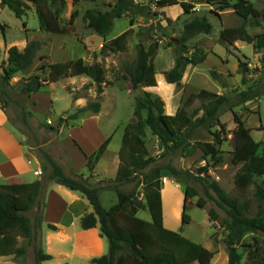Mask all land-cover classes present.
<instances>
[{"label": "rangeland", "instance_id": "rangeland-1", "mask_svg": "<svg viewBox=\"0 0 264 264\" xmlns=\"http://www.w3.org/2000/svg\"><path fill=\"white\" fill-rule=\"evenodd\" d=\"M22 1L29 5V9L21 18H17L10 9L0 3V45L2 46L0 66L5 65L10 47L16 46L23 50L28 41H40L42 48L37 53L32 66L15 74L6 84L2 83L3 69L0 68V94L5 92V98L8 101L6 105L0 102V109L7 114L9 125L16 132L18 140L30 153L34 154L41 166L40 149L48 152L68 175L75 174L74 166L79 170L77 175L88 178L93 187L102 188L100 200L103 207L108 209L118 202L115 190L107 186L115 185L114 180L119 168L118 152L122 144L124 128L135 120L134 111L138 98L143 97L147 92L153 97H160L165 104V113L175 115L191 94L203 89L234 98L239 92L253 87L260 96L233 110L244 123L246 133L240 132L238 124L234 121L233 112H226L220 117V122L225 124L224 142L219 146V149L224 152V162L217 167L212 165L214 157H204L199 148H196L189 156L180 153L164 155L162 144L148 128L144 137L149 155L157 159L154 165H172L179 170H188L196 176L200 168L212 166L209 168L211 179L217 181L229 195H237L235 175L240 166L232 163V153L238 152L240 148L258 155L264 153V129L262 130L264 127V65L262 64V53L257 52L253 45L244 41H237L232 45L221 44L220 34L225 28L242 26H245L251 35L263 33V18L260 20V26H256L252 19L245 24L244 19L238 16L233 9L219 11L217 0H178L193 3L195 8L190 14L184 13L180 4L158 8L156 4L158 0H135L141 5H150L152 12L156 15L143 17L125 14L114 21L111 33L103 37L88 28L83 15L90 9L108 11L115 0H81L76 7L72 1L66 3L61 25L71 31L68 34L59 35L41 28L40 12L45 15L50 13L45 3L38 5L28 0ZM249 1L254 4L255 8L264 11V0ZM75 9L79 11V16L70 26L71 14ZM194 18H206L212 25V31L208 35L201 34L193 38L187 45L185 56H191L198 47L203 48L207 53V58L197 66L188 65L179 84H169L166 72L174 67L178 57V45L177 43L175 45L173 40L181 37L184 24ZM132 20L133 26H131ZM148 27H153L149 35H138L140 30ZM131 28L135 30V33L130 39L127 51L112 52L105 49L104 45L108 41ZM161 28H164L166 36L162 34ZM153 39L159 41L158 53L154 59L157 86H141L134 89L129 70L136 66L137 46L142 43L148 47ZM41 56L48 57L45 60L47 63H65L79 58H82L86 64L100 63L106 70L104 92L99 97L94 81L87 76H78L64 78L43 88L37 94L34 93L35 95L32 94L25 98L20 92L22 85L36 72L41 64ZM239 61L246 63L249 69L245 85L242 83V76L238 74ZM213 73H216L219 79L214 78ZM224 83L226 87H223ZM98 101L101 103L99 113L85 112L75 120L69 118L79 109ZM200 106V101H196L190 111ZM143 114L145 116L146 112L144 111ZM60 118L64 121L59 127V132L50 130L51 127L57 128ZM212 130L219 131L220 127L216 126ZM100 136H112L113 140L103 160L97 163L93 173L90 174L87 167H84L86 161L84 155L73 141L75 140L87 155L89 148L87 149L84 143L89 144V147H94ZM198 138L213 142V137L208 131H201ZM162 180L164 226L217 252L213 264H229L225 243L226 232L223 228L226 213L217 206L215 201L207 198L202 182L192 178H183L181 182H177L172 176L164 177ZM256 182L264 183V177L257 178ZM185 186L194 188L198 192V196L188 200L186 205L184 204ZM46 189L40 195L34 208L26 213L35 229V239L31 243L19 237V246L27 247L26 256L21 258L0 257V264H36L34 248L42 247L44 250V232L47 230L44 220ZM119 189L134 193L138 200L145 203L142 183H126L120 185ZM200 199L207 202L204 209L197 206ZM38 207L41 208V212L43 211V223L40 228H36L37 216L40 214ZM90 209L92 211L91 207ZM211 209L215 210L219 216L216 221H211L209 218ZM254 210H256V205H254ZM184 212L190 216V224L182 223ZM138 216L147 221L151 220L147 209L139 210ZM250 241L252 242L251 237H248L247 242ZM240 251L243 254L240 264H248L247 252L242 249Z\"/></svg>", "mask_w": 264, "mask_h": 264}, {"label": "trees", "instance_id": "trees-1", "mask_svg": "<svg viewBox=\"0 0 264 264\" xmlns=\"http://www.w3.org/2000/svg\"><path fill=\"white\" fill-rule=\"evenodd\" d=\"M3 5L10 9L17 18L25 15L29 5L22 0H0ZM41 5L45 3L50 10L49 15L40 12L41 28L53 34H68L71 29L62 26V14L66 7L65 0H28ZM81 0H73L76 7ZM219 11L233 9L235 13L244 19L246 24L252 19L256 26H260V20L264 19V11L255 8L249 0H217ZM158 8L181 5L184 13L190 14L195 8L191 2L178 0H158ZM51 14V15H50ZM125 14L148 17L156 15L150 5H141L135 0H115L108 11L90 9L83 15V20L89 29L100 36H107L114 27V21L122 18ZM79 16L75 9L69 21L70 26ZM170 21V20H168ZM134 22L131 21V26ZM153 27L140 30L138 35H149ZM212 31V25L206 18H194L186 22L180 38H175L177 43L178 57L174 67L166 72L169 84H179L184 76L188 65L197 66L207 58L203 48H196L191 56H185L188 43L195 37ZM162 34L167 35L164 28ZM135 33L134 29H128L119 36L108 41L104 47L112 52H125L128 49L130 39ZM237 41H244L253 45L254 49L262 53L264 65V32L251 35L242 26L240 28H225L221 31L220 42L230 45ZM40 41H30L23 50L16 46L8 50V57L3 69L2 83L9 82L15 74L30 68L41 50ZM159 49V41L152 40L148 47L142 43L137 46L136 66L129 70L131 83L134 89L139 87L157 86L156 69L154 59ZM1 55V48H0ZM48 57L41 56V64L36 72L24 81L21 95L25 98L40 92L50 84L64 78L87 76L97 85L98 96L104 92L106 82V70L100 63L86 64L82 58L65 63H47ZM248 67L246 63L239 61L238 74L242 76V83L247 84ZM214 78L219 79L216 73ZM226 87V84H222ZM260 94L249 87L239 92L234 98L219 95L209 90H201L191 94L184 105L178 109L175 115L165 113V104L160 97H153L147 92L143 97L136 100L134 111L135 120L128 123L124 128L122 144L119 150V168L115 185L107 186L115 190L118 202L106 209L100 200L102 188L93 187L88 178L73 174L68 175L64 169L44 151L39 150L42 162L41 179L29 184H0V257H25L28 250L26 246H19V237L31 243L34 240L35 229L26 215L36 205L50 182L64 186L70 191L82 194L88 201L93 211L85 214L80 220L83 230H89L99 225L101 236L109 243V252L99 258L91 260V264H212L217 252L212 251L202 244L196 243L181 233L167 229L164 226L162 186L163 178L172 176L177 182L183 178H192L202 182L208 199L215 201L217 206L225 211L226 218L223 220V228L226 232L225 243L229 264H240L244 252H247L248 264H264V183L258 184L257 178L264 177V153L258 155L252 151L232 153L231 161L240 166L235 175L237 195H229L217 181L211 179L209 168L205 166L198 170V176L188 170H179L172 165H154L157 161L148 153L144 137L148 128L153 136H156L164 148V155L180 153L189 156L196 148H199L204 157L212 156L213 167L224 162L223 151L219 146L224 142L223 133L225 124L220 122V117L226 112L244 105L258 98ZM6 93L0 94V102L8 103ZM196 101H200L198 109L190 111ZM101 103L92 102L88 106L79 109L69 116L75 120L81 113H99ZM146 112L144 116L143 112ZM201 113V115H200ZM234 121L238 124L240 132L246 133L241 118L234 113ZM60 118L57 128L50 130L59 132L63 122ZM216 126L219 131H213ZM49 127V126H48ZM264 127H262V130ZM201 131H208L213 142L203 141L198 138ZM238 132V133H240ZM112 141L108 137L100 147L91 155H86L87 169L93 173L97 163L102 159ZM259 147V144H257ZM139 182L144 185V199L138 200L134 193H127L119 189L120 185ZM186 205L187 201L198 196V192L189 186L184 187ZM206 200L200 199L197 206L201 209L206 207ZM256 205V210H254ZM37 227L43 223V211L38 207ZM148 210L151 220L147 221L138 216L139 210ZM211 221H216L219 216L213 209L209 212ZM190 216L183 213L182 223L190 224ZM47 229L56 231L57 227L51 224ZM251 237L252 242H247ZM35 262L41 264L50 261L53 256L47 254L42 247L34 248Z\"/></svg>", "mask_w": 264, "mask_h": 264}, {"label": "crops", "instance_id": "crops-1", "mask_svg": "<svg viewBox=\"0 0 264 264\" xmlns=\"http://www.w3.org/2000/svg\"><path fill=\"white\" fill-rule=\"evenodd\" d=\"M65 1L66 3L73 2V0ZM107 138L100 136L94 147H89V144L84 143L87 149L89 148L87 156L91 152L94 153ZM73 143L84 155L86 160L84 167H87L85 152L75 140ZM108 149L101 160L105 157ZM73 168L75 174H78L79 170L74 166ZM41 173L40 161L21 144L16 132L9 125L7 114L0 109V184L34 183L40 180ZM45 194L44 220L47 225L56 226L57 230L47 229L44 232V251L52 255L53 259L44 261L41 264H91L92 259L108 254L109 243L106 238L101 236L99 225L89 230H83L80 226L81 218L93 211V209L92 211L90 209L89 201L82 194L70 191L54 182L50 183ZM214 260L215 256L212 264Z\"/></svg>", "mask_w": 264, "mask_h": 264}]
</instances>
